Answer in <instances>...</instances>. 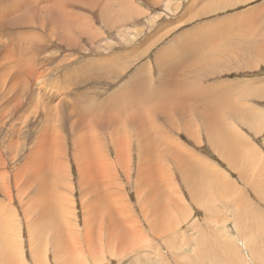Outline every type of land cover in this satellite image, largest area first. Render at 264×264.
Returning <instances> with one entry per match:
<instances>
[{"label":"rangeland","instance_id":"374dc122","mask_svg":"<svg viewBox=\"0 0 264 264\" xmlns=\"http://www.w3.org/2000/svg\"><path fill=\"white\" fill-rule=\"evenodd\" d=\"M24 1L0 0V23L3 22L0 24V28L3 30L0 34V38L2 37L0 39V83L5 81L6 84L5 88L0 89V115L3 110L13 115L16 109L13 108L15 101L20 102L23 107L19 108V112L13 116L5 113L4 118L8 117V120H3L6 127L0 126V132H2L0 147L4 155L0 154V163L4 162L1 157L5 158L7 163L6 168L0 170L2 179H0V203L8 210L7 214L0 213V217H2L1 221L14 217L13 225L9 229V232L14 233L12 239H14L16 247V254L12 256V262L16 259L19 264H36V261L37 264H69L63 260L65 256H62V252L60 256L56 257L59 240L53 239L51 228L49 230L43 228L44 220L46 226L56 222L55 219H52V211L45 215L38 213V211L41 212L40 204L44 198L39 199L35 189L26 191L25 187L24 189L22 187L23 184L19 185L20 182L15 181L20 165L23 166L28 161L27 155L32 148L43 144L47 146L49 142L46 140L53 138L59 132L60 134L62 132L60 136L68 135L71 127L67 126H70L75 120L73 118L76 117V115L70 114L74 105L77 106L81 101L89 99L91 96L93 100H96L95 103H99L112 92H115L113 95L117 94L116 92L121 91L120 89L118 91L117 88H120L122 83L125 86L127 77L132 76L141 67H147V71H145L147 78H144L145 85L154 79L157 81L158 75L161 73L160 62L164 60L163 56L167 55L175 58L165 59L162 63L163 69H169L172 65L171 62L174 61L173 70L177 75L160 74L161 84L165 87L160 94L161 99H166L170 90L181 84L179 79L183 78L178 77L181 72L183 74L186 72L184 76L190 81L179 87L182 92L186 90L185 93L190 95L187 98V103H190H185L184 106L197 105L199 107H195L197 113L194 120L196 123H188L189 130L185 131L184 120L181 117L174 118L173 124H163L164 139L170 138L189 150L188 153L195 159L192 161L194 164L190 163L192 172L196 170L195 164H198L203 170L210 169V174H207L208 176L206 175L203 181L197 177H189L188 180L191 181V184L185 185L182 176L178 175L180 170L172 168V172H175L174 185L170 183L169 186L172 188L166 190L168 193L172 192V196H162V193L151 186L146 191V187L138 182L140 159L136 153L123 155V163L118 165L114 145L105 136L108 146L105 147L104 152H100V155L103 154V159L108 161L110 166L107 168L106 179H103L99 188H96L100 190V193L98 191L96 193L102 195L107 202L116 203V207L128 209L126 218L134 219H124L119 215L118 217L114 216V221L120 224L122 220H135L139 224L137 233L139 232L141 239L132 243L133 240L127 241L125 240L126 235H123L125 241L123 243L115 241L112 236L110 240L107 239L100 244L97 233L95 246L92 253L87 256L86 264H264V0H127V3L130 2L143 14L131 20L122 18L121 20L124 22L120 21V24L115 25L110 19L111 27L105 22L104 16L103 18L100 16L102 11H105L106 5L103 6L101 3V6L92 9L93 12L91 10L89 12L86 7H81V13L85 15V19H91L94 23L91 32L93 36L65 29H62L63 31L52 30L48 25L43 27L42 24V27L38 25V28L36 26L38 22L42 23L40 16L47 15L48 9L40 10L38 8L31 12L32 8L26 6L27 8L19 10L18 4H23ZM112 1L114 3L108 5H111L113 9V6L118 7V1L126 0ZM6 6L11 10L9 11ZM43 11L47 12L42 14ZM26 14L34 16L27 17ZM26 18H29L28 20L31 22L28 21L29 23L21 24V26L15 24ZM7 28H10L8 36H6ZM49 30L52 35L50 32L48 34ZM39 34L42 35V38ZM64 35L68 39L64 42L59 41V38ZM32 37L33 42L30 40ZM49 38L53 41L49 42ZM23 47L27 51L25 55L21 54ZM42 49H46L45 52ZM36 50H42L41 54H45L38 55L41 51L38 53L35 52ZM44 57L46 62L48 60L50 63L47 66L46 64L40 65L41 68L35 65L39 69L37 70L39 72L36 71L35 74H32L26 66V62H23L28 59L29 63L41 64L45 60ZM61 57L63 60L61 59L60 63ZM157 61H160L159 64ZM66 66L72 76L66 70ZM77 66L78 68H76ZM89 66L92 70H89ZM200 66H202L201 69ZM24 67L26 68L24 69ZM75 68L76 71H74ZM99 69L104 73L97 75ZM20 72L24 76L20 75ZM27 73L33 80L31 85L29 84L30 86L24 83ZM41 73L44 74L43 78H40L44 79L41 97L45 100L38 101L34 89ZM67 75H69L68 78ZM82 76L85 78L81 79ZM48 79L52 80L48 81ZM75 83L82 85L78 87L79 85L76 86ZM67 85L68 87H66ZM151 85L152 91H154L155 85ZM1 90L3 91L1 92ZM7 90L9 94L6 96L4 93ZM96 90L97 92H95ZM94 92L95 94H92ZM73 93L78 97L73 96ZM62 94L63 96H61ZM49 96L50 99H48ZM31 97L34 98L33 101L30 99ZM190 97L192 98L190 99ZM134 98L135 101H141L135 96ZM173 98L175 99V97ZM206 98H210L209 102L212 101L211 99L224 101L225 98L230 102V98L231 100L233 98V107H228L229 109L226 107L221 110L222 112H218V115L225 117V124L228 125L227 130H231V133L229 132L230 141L223 139V142L220 141L216 146H214L216 142L210 141L208 125L198 112L207 106L204 101ZM11 101L13 102L9 103ZM36 101L40 104L38 105ZM29 103L30 106L27 105ZM214 107L215 105L212 109ZM236 108H239V112L235 110ZM53 111L56 113H52ZM233 111L238 114L236 115V112L233 113ZM231 119L233 120L231 121ZM58 122L61 124H57ZM61 125L65 126L62 127V131L57 128ZM121 129V132L126 131L125 127ZM47 130L50 133H47ZM40 131L44 135L40 134ZM97 132L101 134L100 130ZM27 133L33 134V137L35 135L29 143L26 141ZM51 133H53V137H51ZM39 135L40 137H38ZM36 137L42 141H36ZM40 142L41 144H39ZM36 143L38 144L36 145ZM10 144L13 146L9 147ZM47 148L48 150L52 149L48 146ZM64 148L63 158L69 166L68 180L70 184H74L72 190L63 191L64 195H67L65 200L71 203L68 205L70 214L67 215L69 218L67 221L70 225L75 223L83 229L86 224L84 220L87 217L92 220L101 212L97 214L95 198L81 189L80 178H78L79 171L73 161V146L65 143ZM65 152L67 153L65 154ZM126 156L130 157L129 161L126 160ZM128 170L129 172L125 175ZM115 171H118L116 176ZM109 174H112L114 179L117 178L121 185L120 188L113 187ZM89 187L84 186V189ZM110 193L114 194L111 201ZM154 194L160 195V198L157 201H149L148 198ZM165 201H167V208H165ZM103 204L105 203L103 202ZM105 216L109 222L108 215ZM102 220L104 219L101 217ZM98 221L99 218L95 223L90 224L93 230L98 231L99 226L103 227L105 224L108 228V222ZM31 222L38 229L33 231L35 235L33 237L30 233L29 224ZM130 225L133 226L132 223ZM59 226L55 227L59 228ZM2 241L3 239L0 240V264H12L7 256L11 250ZM109 241L110 248L107 246ZM119 251L123 254H119ZM81 262L82 260L75 264H81Z\"/></svg>","mask_w":264,"mask_h":264},{"label":"bare ground","instance_id":"6f19581e","mask_svg":"<svg viewBox=\"0 0 264 264\" xmlns=\"http://www.w3.org/2000/svg\"><path fill=\"white\" fill-rule=\"evenodd\" d=\"M193 1H195V0H193ZM127 2H128L127 0L126 1H120V2L118 1L117 2L118 7L115 8L113 6V9H112L111 5H108L109 3H114V1H112V0H25L23 4H20V3L18 4V9L23 10V9L27 8L26 6H30V8H32L31 12H34L38 8L40 10L48 9L47 10L48 12L47 11L41 12L42 14L47 12V15L40 16V19H42L41 20L42 23L39 24V22L36 19V21L38 22V24L36 26L38 28H39L38 25H40V27H42V26L44 27V25H48L49 27H51L52 30L60 31L62 29H65V30H70L72 32L78 31L80 33H87L88 36H90V35L93 36V34H91V32H92V28H93L94 23H92L91 19H85V17H84L85 15L81 13V7H86V9H88L89 12H90V10H91V12H93L92 9L101 6V3L103 6L106 5L105 11H102L100 16L102 18L104 16L105 22L107 24H109L111 27L112 23L110 22V19L113 20V22H114L113 24L115 25V24L119 23L120 21H122L121 20L122 18H125L127 20H131L134 17H139L143 14V12L141 10H138L137 7H133L130 2L129 3H127ZM172 3H174V2H172ZM39 5H41V6H39ZM13 6H12V8H13ZM176 6H178V5H176ZM87 7H89V8H87ZM7 8L9 9V7H7ZM13 9H15V8H13ZM10 10H11V8L9 9V11ZM42 14H40V15H42ZM4 16H6V15H4ZM28 16L32 17L34 15L28 14L27 17ZM28 19L27 18L23 19V20L21 19L20 21L16 22L15 24L20 25V26H21V24L25 25V24L31 22ZM6 22H7V20H6ZM122 22H124V21H122ZM1 23H3V22H1ZM9 23H12V22H9ZM41 24H42V26H41ZM32 25H33V23H32ZM29 26H31V25H29ZM9 29L7 30L8 34L6 36L9 35ZM2 31L3 30L0 28V34ZM49 32H50V30L48 31V34H49ZM50 35H52L51 32H50ZM39 36H40V34H39ZM3 38H5V37H3ZM6 38L8 39V37H6ZM40 38H42V35L40 36ZM50 38L53 39V37H50ZM55 38H57V37H55ZM44 39L46 40V36ZM51 39L49 40V42L53 41ZM59 39H60L59 41L64 42L68 39V37H66V35H64V36H61V38H59ZM30 40H32L31 42H33V37ZM34 40L36 41L35 38H34ZM37 41H38V39H37ZM28 45H30V44H28ZM31 45H33V44H31ZM190 46H192V45H190ZM25 47H23L24 49L21 51L22 55H25V53L27 52ZM187 47H189V46L187 45ZM254 47H256V46H254ZM44 48H45V46H44ZM37 49H41V48H37ZM42 50H44V49H42ZM42 50H36L35 52L39 53L41 51L39 54L38 53L37 54L42 55L41 54ZM45 50L43 52H45ZM262 53H263V51H262ZM44 54L45 53H43V55ZM190 55H192V54H190ZM30 57H32V56L30 55ZM45 57H46V55H45ZM173 57L174 56H170V57H168L167 55L163 56L164 60L165 59H173ZM176 57H177V55H176ZM62 58L63 57L60 58V63L63 60ZM157 58H158V56H157ZM177 58H179V57H177ZM23 59H25V58H23ZM34 60H35V58H34ZM24 61L26 62V66L29 68V70L31 71L32 74H35L36 71L39 70L37 67H35V65L40 67V65H42V64L43 65L46 64V66H47L50 63V62L48 63V60L46 62V58H45L44 62H41V64L40 63H37V64L29 63L28 59L23 60V62ZM53 61H55V60H53ZM82 61H84V60H82ZM163 61H161V62L157 61V64H159V62H160V69L159 70L161 72L158 75L157 81L154 79L155 81L153 80L151 83L147 82L148 84L145 85L146 81L144 82V80H145L144 78H147L145 75V71H147V67L143 66L136 73H134L132 76L127 77V81H125V86L122 85L123 84L122 83L120 88L119 87L117 88L118 91H119V89L121 90L119 92H116L117 94L113 95L115 92H112L106 98L103 97L104 99L99 103H95L96 100H93L92 96H91V98H89V99L86 98V100L84 99V101H81V103H79L77 106L74 105V109L72 108L73 110L70 114H72V115L74 114V115H76V117L74 116L75 118H73V119H75V120L72 123L69 122L71 124H70V126H67V127H71L70 132L68 131L69 134L68 135L65 134L63 136H60V135H62V132H61V134L59 132V133L55 134V136L53 137V133H51V137H53V138L46 140L47 142H49L51 144V145H48L49 143L47 144L48 147L52 148L50 150H48L47 146L44 145L43 143H42L43 145H37L38 143H36V145L38 147L32 148L31 152L27 155L28 161H26V163L23 166L20 165V168L18 169V173L15 177V181H19L20 182L19 185L23 184L22 187H23V189L25 187L26 191L27 190L32 191L33 189H35L34 191H36L39 199L44 198L43 202L42 203L40 202L41 203L40 204L41 212L38 211V213L40 215H45L46 213L52 211V213H51L52 219H55L54 221H56V222L46 226V221L44 220L43 228H46V230H49L51 228L50 231L54 235L53 239L57 240V241L59 240L58 253L56 254V257L60 256L61 255L60 253L62 252V256L63 257L65 256L63 258V260H66V262L69 264H75L81 260H82L81 264L87 263L85 260H86L87 256L90 255L93 251V247L95 246L94 242H95V239L97 237V233H98V240H99L100 244L104 243L107 239L110 240L112 236H114L115 241L123 242V243H125L123 235H126L125 240H127V241L133 240L132 243L138 242L141 239V235L139 234V232L137 233V231L139 230L138 229L139 224L137 222H135V220H133V221L122 220L121 223L118 220L120 224H118V223H116V221H114V216L118 217L119 215H121L120 217L125 219L128 209H124V207H116V205H115L116 203L107 202V200L102 195H100V194L98 195L96 193V191H98L100 193V190L96 189V188H99V184L102 182V180L106 179L107 173H108L107 168L110 166V163L108 161H106L105 159H103V157H104L103 154L100 155V152H102V151L104 152L105 147L108 146L107 138H105V136H107L110 139V143L112 145H114L116 155H117L116 157H117L118 165H121L123 163V155H132V154L136 153L138 159H140V164H139L140 165V171H139L140 174H139L138 182L142 183L146 187L145 188L146 191H148L150 186H151L156 191L162 193V196H165V195H167V197L172 196L173 195L172 192L168 193L166 191L167 189L172 188L169 186L170 183H173V185H174L173 178L175 177V172H172V168H176L177 170H180L178 175L182 176V178L184 179V182L186 183L185 185L191 184V181L188 180L189 177H191V178L197 177V179L199 178L201 181H203L206 178V175L210 174V169L209 170H206V169L203 170L202 167L198 164H195L196 170L192 172L191 168H190L191 167L190 163L192 161H194L195 159L192 158V156L188 153L189 150L186 149L184 146H182L180 143H175V141L170 139V138H167V140L164 139L163 124H173L174 118L181 117L184 120L185 126H183V127H185V131L189 130V124L188 123H192V122L194 124L196 123V120H194V117H196L197 112H196L195 107H197V105H193L190 107L184 106L185 103L186 104L190 103V102L187 103V101H188L187 98L190 95L188 93H185L186 90H183V92H182L181 88H179L182 86V84L189 83V81H190L186 76H184V74H186L185 71H184L185 72L184 74L181 72L180 76L178 77L181 79L183 78L182 80L179 79V82L181 84H179L178 86H174L170 90L171 94L168 93V95L165 97L166 99H163V100L161 99L160 94H162L163 88H165V87L162 86V84H161L160 74L177 75L176 71L173 70L175 62L174 61L171 62L172 65L170 66V68L167 70H164L162 67ZM31 62H32V59H31ZM60 63H57V64H60ZM108 64H109V62H108ZM18 65H15V66L17 67ZM87 65H89V64H87ZM15 66H13V67L15 68ZM110 66H113V65L110 64ZM192 66H194L193 63H192ZM25 68L26 67H24V69ZM30 68L31 69L33 68L34 70H31ZM76 68H78V66ZM76 68L74 71H76ZM201 68H202V66H200V69ZM57 69H59V68H57ZM40 70H42V69H40ZM66 70H67V66H66ZM66 70L64 69V71H66ZM85 70H88V69L85 68ZM89 70H92L91 67L89 68ZM23 71L24 70H22V72ZM67 71H69V74H71L70 70H67ZM4 72H6V71H4ZM38 72L39 71H37V73ZM41 72H43V71H41ZM46 72H47V69H46ZM46 72H44V73H46ZM61 72H62V70H61ZM117 72H118V70H117ZM7 73H8V71H7ZM23 73H25V72H23ZM100 73H104V72H102L99 69L97 71V75ZM199 74H201V73H199ZM20 75H23V74H21V72H20ZM43 75H42V73L39 77H38V74L36 75L38 77V79H37V83H36L34 90L37 94L36 96L39 97V99L37 97L38 101H40V99L42 101L45 100V99H42V97H41V93H42L41 90H43V87H44L42 81L44 79L41 80L40 78L41 77L43 78ZM77 75H79V74H77ZM68 76L69 75H67V78H68ZM71 76H72V74H71ZM101 76H102V74H101ZM65 77H66V75H65ZM19 78H20V76H19ZM82 78H83V76L81 77V79ZM84 78H85V76H84ZM56 79H54V80H56ZM49 80H52V79H48V81ZM149 80H151V79L149 78ZM31 81H33V80L30 78L29 73H27L25 75L24 83H27V85H29V84L31 85V83H32ZM46 82H47V80H46ZM46 82H45V84H46ZM179 82H176V83H179ZM86 84L88 85V83H86ZM151 84H153V86L155 85L154 91H152V85ZM54 85H55V83H54ZM75 85H76V83H75ZM77 85H79V84H77ZM81 85H79L78 87H80ZM5 87H6L5 81H2L0 83V89H3ZM23 87H25V86H23ZM66 87H68V85ZM89 87H87V88H89ZM123 87H125L124 90H122ZM233 87H234V85H233ZM30 88H32V87H30ZM82 88L84 90V87H82ZM46 89H47V87H46ZM63 89H64V87H63ZM68 89H70V88H68ZM89 89H87V90H89ZM2 91L3 90H1V92ZM89 92H91V91H89ZM95 92H97V90ZM95 92L92 94H95ZM4 94L8 95L9 94L8 90ZM28 94H29V92H28ZM58 94H60V93H58ZM74 95H76V94L73 93V96ZM89 95H91V93H89ZM133 95L135 97L141 99V101L140 102L135 101V98ZM194 95L195 94H193V96ZM26 96H27V93H26ZM61 96H63V94ZM47 97H48V95H47ZM173 97H175V99ZM34 98H35V96H34ZM34 98L32 99V97H31L30 99H32V101H33ZM191 98L192 97H190V99ZM48 99H50V96ZM209 99L210 98L204 99V101L207 104L206 107L202 108V110H198V109L197 110H198V112H200L201 118L203 119V121L208 125V128H209L208 129V136L211 139L210 141L216 142V144L214 145V146H216V145H219V142L222 141L223 139L228 140V141L231 140V135L229 134V132L231 130H227L228 125L225 124V122H226V121H224L225 117L218 115V112H220L222 109L224 110V108H226V107L227 108L233 107L234 101L232 103L233 98H232V100L230 98V102H229V99L225 98L224 101H222V100L218 101L217 99L216 100L211 99L212 101L209 102ZM77 100H79V99H77ZM38 101H36V102L39 105L40 103ZM12 102L13 101H11L9 103H12ZM30 102H31V100H30ZM0 103H1V101H0ZM13 105H14L13 108L14 109L16 108L15 112H13L14 114L19 112V108H21V109L23 108L22 104L20 102L15 101V102H13ZM27 105L30 106L31 104L29 103ZM213 105H215V107L212 109ZM3 109H5V107H3ZM59 109H60V107H59ZM1 110H2V108H1ZM235 110H238V112H239V108H236ZM28 111H30V110H28ZM46 111H48V110H46ZM6 112H7L6 110L5 111L3 110L2 114L0 115V126L2 125V127L3 126L6 127L4 122H3L6 114H8L9 116L14 115V114L12 115L11 113H6ZM63 112H64V110H63ZM234 112H236V111H233V113ZM238 112H236V115L238 114ZM52 113L55 114L56 112L53 111ZM200 114L198 113V115H200ZM58 118H59V116H58ZM57 120H59V119H57ZM232 120L233 119H231V121ZM51 121H52V119H51ZM57 124H59V122ZM44 127L43 128L46 129V126H44ZM62 127L63 126L61 125V126H58L57 128H59L60 131H62L61 130ZM123 127H125L124 130H126V131L121 132V130H122L121 128H123ZM222 128H223V130H222ZM38 129H39V127H38ZM47 129H48V127H47ZM97 130H100L101 134L99 132H97ZM172 130H174V129L172 128ZM225 130H226V132H225ZM56 131L58 132L59 130H56ZM14 132H16V131H14ZM1 133L2 132H0V134ZM47 133H50V132H48V130H47ZM27 134H28V136L26 138V141L29 143L32 141V137H33L32 135L33 134H31V133H27ZM40 134H43V133L40 131ZM48 135L49 134H47V136ZM34 137H35V135H34ZM38 137H40V135ZM38 137H36V141H42V139H39ZM1 138H3V137L1 136ZM42 138H45V137H42ZM11 142H13V141H11ZM65 143H66V145L67 144H69L70 146L72 145L74 148V152L72 153L73 154V161L75 162V165L77 166V169L79 171L80 176L78 178H80L81 189L88 192L92 198H95L96 207H97V209H96L97 214L101 212L97 217H94L92 219V220H94V222H92V220L89 217H87L84 220V222L86 224H85V227L83 229L80 228L75 223L70 225L69 221H67L69 219V218H67V215L69 216V214H70V211H69L70 206H68V205H70L71 203H69V201L65 200L66 199L65 196H67V195H64L63 191L64 190L65 191L72 190V188L74 187L73 186L74 184L73 185L70 184V182L68 180V173L67 172L69 171V166L65 163V161H64L65 158H63V151L65 149L64 148ZM134 143H135V147H134ZM39 144H41V142ZM12 146H13L12 144L9 145V147H12ZM20 148H21V145L19 146V149ZM66 153L67 152H65V154ZM0 154H2L1 147H0ZM126 157H127L126 160L129 161L130 157H128V156H126ZM3 159H4V162L2 161L0 163V170L5 169L6 165H7V163L5 161L6 159L1 157V160H3ZM192 164H194V163L192 162ZM128 166H130V165H128ZM117 172L118 171H115V176L118 175ZM128 172H129V170L125 172V175ZM111 175L112 174H109V179L113 182L112 183L113 187L120 188L121 185L118 183L117 178L114 179ZM67 180H68V182H67ZM84 186H90V187L88 189H84ZM138 186L140 187V185H138ZM70 193L73 194V192H70ZM109 196H110V201H111L114 194L110 193ZM159 198H160V195L154 194V195H151L148 199H150L149 201H157V199H159ZM103 202L105 204H103ZM166 205H167V201H165V208H167ZM129 208H131V207H129ZM122 209H123V211H122ZM83 210H84V208H83ZM7 211H8L7 207L2 206L0 203V213L2 215H4V214H7ZM158 212H160V211H158ZM145 213H146L145 215H147V212H145ZM105 215H108L107 218L109 219V222L105 218L106 217ZM10 216H12V215L10 214ZM94 216H96L95 213H94ZM101 217L104 220L101 221ZM97 218H99L98 222H101V223H107L108 222L109 223L108 228H106V224H105L103 227L99 226L98 231L93 230L90 224L95 223ZM1 219H2V217H0V240L3 239L2 242L6 246H9V248L11 250L10 254L7 255L9 257V259L11 260V263L12 264H19L16 261V259H14V261L12 262V256L16 254L15 253L16 247H15L14 239H12V238H14V233L9 232V229L13 225L12 222L14 220V217L6 218L8 221L6 219H3V221H1ZM47 219L52 220L50 218H47ZM126 219H134V218L127 217ZM32 223L33 222H31L29 225H30V233H32V237H33V236H35L33 234V231H37L38 229H36ZM40 223L41 222H39V224ZM131 223L133 226L130 225ZM29 225H28V229H29ZM56 225H60L59 228L55 227ZM101 225H103V224H101ZM104 232H106L107 234H103ZM37 234H39V233H36V235ZM80 235H81V237L79 238ZM40 236L41 235L39 234V237ZM17 238H18V236H17ZM33 242H34V240H33ZM107 246L110 248V246H111L110 241L107 243ZM71 247L72 248L77 247L78 249L75 250V249H72ZM113 250H112V254H113ZM18 251H19V249H18ZM47 253L49 254L48 249H47ZM253 253L255 255V252H253ZM119 254H123V253L119 251ZM118 256H120V255H118ZM20 260H21V258H20ZM35 260H36V258L34 259V262H35ZM257 262H258V260H257ZM20 264H22V263H20ZM36 264H37V261H36Z\"/></svg>","mask_w":264,"mask_h":264}]
</instances>
